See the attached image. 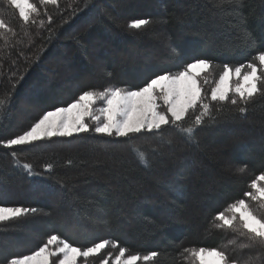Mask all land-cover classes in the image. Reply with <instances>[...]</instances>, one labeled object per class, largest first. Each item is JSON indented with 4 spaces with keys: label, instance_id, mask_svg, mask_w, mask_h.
<instances>
[{
    "label": "trees",
    "instance_id": "16d2710c",
    "mask_svg": "<svg viewBox=\"0 0 264 264\" xmlns=\"http://www.w3.org/2000/svg\"><path fill=\"white\" fill-rule=\"evenodd\" d=\"M32 2L39 14L25 24L0 0V19L8 26L0 29V98L11 99L0 112V141L22 134L44 112L67 106L84 91L137 90L197 59L213 65L204 74L208 83L201 81L210 100L224 64L247 63L264 48V0H243L238 11L217 10L210 0ZM138 19L149 23L128 27ZM242 28L250 43L241 38ZM162 49L166 62L158 65L151 57ZM93 56L105 64L99 75ZM221 107L213 110L215 122L205 116L199 126L193 121L200 110L190 111L183 123L193 128L191 135L169 125L161 134L130 138L90 130L13 149L0 146V206L36 210L0 222V264L32 254L52 234L82 249L110 242L98 257L81 258L82 264L114 257L112 242L130 253L157 252L155 264H195L184 250L201 247L224 251L237 264H264V248L245 246L246 237L214 227L220 223L215 215L238 199L257 207L244 194L264 173V97Z\"/></svg>",
    "mask_w": 264,
    "mask_h": 264
},
{
    "label": "snow or ice",
    "instance_id": "6c2138e0",
    "mask_svg": "<svg viewBox=\"0 0 264 264\" xmlns=\"http://www.w3.org/2000/svg\"><path fill=\"white\" fill-rule=\"evenodd\" d=\"M39 2L42 5H57L58 0H39ZM7 3L18 11L19 18L25 24L30 22L33 14H39L32 0H7ZM210 4L220 11L228 9L238 11L243 7V0H210ZM148 23V20L138 19L131 22L128 27L140 29ZM7 28L5 21L0 19V29ZM241 38L245 43L251 42V34L246 28H242ZM212 71L213 65L210 61L197 59L185 63L182 70L155 75L137 90L108 86L102 90L84 91L67 106L44 112L28 130L14 138L0 141V146L13 149L14 146L32 145L53 137H71L73 134L87 133L90 130L107 137L130 138L145 131L161 134V130L169 125L191 135L193 128L186 127L183 123L190 111L200 110L193 121L194 125L199 126L204 123L205 116L209 118V122H215L214 108L218 112L223 110L221 106L224 104L247 106L254 102L257 96L264 97V48L258 50L247 63L235 66L224 64L218 73V79L215 80V87L211 88L210 100H207L201 81L204 84L208 83L204 74L210 75ZM159 100L163 101V110L158 103ZM98 102L104 103L97 111L94 106ZM10 103L11 99L7 95L0 98V112L5 111ZM237 110L245 113L247 109L237 107ZM87 119H91L93 123L90 125ZM10 155L15 158L17 153L13 150ZM138 155L141 161L146 163L144 154L138 153ZM69 163L71 164V161ZM23 167L31 171L32 166L24 163ZM51 167L52 165L49 164L48 170ZM245 167L238 168L237 171L242 173ZM249 189L244 195L254 201L257 207L253 208L243 198L238 199L215 215L214 221L220 223L214 224V227L231 230L246 237L248 244L245 246L264 248V215L257 214L264 210V173L251 181ZM29 211L36 210L0 206V222L19 218ZM234 242V240L229 241V243ZM109 244L108 240H103L82 249L52 234L37 251L29 255L6 258L3 264H78L81 258L86 261L98 257ZM111 247L118 251L114 257L110 253L101 259L100 264H110V262L111 264H155L159 256L155 251L143 255L130 253L126 247L116 242H112ZM184 251L195 264H209L206 257L214 258L211 264H237V261L231 260L226 252L219 249L201 247Z\"/></svg>",
    "mask_w": 264,
    "mask_h": 264
},
{
    "label": "rangeland",
    "instance_id": "374dc122",
    "mask_svg": "<svg viewBox=\"0 0 264 264\" xmlns=\"http://www.w3.org/2000/svg\"><path fill=\"white\" fill-rule=\"evenodd\" d=\"M165 44V47L167 46V48H170V44L169 43H166V42H164V43H162V45H164ZM168 44V45H167ZM159 50V49H158ZM162 51H163V49L162 50H160V51H158V55H153V57H151L152 59H153V61L155 62V63H158V65L159 64H163L164 62H166V59L164 58V57H161V55H162ZM146 55H151V54H146ZM97 56V55H96ZM96 56H93L92 58H91V63L93 64V67H94V69L96 70V72H97V75H99L100 74V72L101 71H103V69H104V67H105V64L102 62V60H99V58H97ZM152 56V55H151ZM116 58H114L113 59V61L115 60ZM118 60V59H117ZM148 61V60H150L149 59V57L147 56L146 58H145V55H144V61ZM112 61V60H111ZM110 61V62H111ZM112 63V62H111ZM64 65V64H63ZM62 80V81H61ZM59 82H63L64 81V78L63 79H59L58 80ZM62 85H69L68 83H63ZM42 87V86H41ZM161 101L162 100H159L158 101V103L160 104L161 103ZM103 103L104 102H98V104L97 105H95L94 107L97 109V111H98V108L99 107H101V106H103ZM162 105V104H161ZM87 122L88 123H90V122H92L91 121V119H87ZM93 123V122H92ZM209 174V178H210V180H212L213 178H214V176H213V174H211L210 175V173H208ZM206 259L209 261V264H211V261L214 259L213 257H206ZM78 264H82V261L80 262V261H78Z\"/></svg>",
    "mask_w": 264,
    "mask_h": 264
}]
</instances>
